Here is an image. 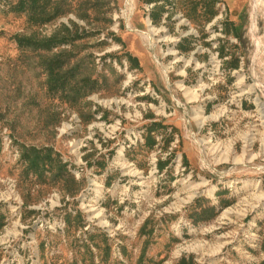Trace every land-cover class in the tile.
<instances>
[{
	"label": "rangeland",
	"instance_id": "1",
	"mask_svg": "<svg viewBox=\"0 0 264 264\" xmlns=\"http://www.w3.org/2000/svg\"><path fill=\"white\" fill-rule=\"evenodd\" d=\"M18 1L0 264H264V0Z\"/></svg>",
	"mask_w": 264,
	"mask_h": 264
},
{
	"label": "trees",
	"instance_id": "2",
	"mask_svg": "<svg viewBox=\"0 0 264 264\" xmlns=\"http://www.w3.org/2000/svg\"><path fill=\"white\" fill-rule=\"evenodd\" d=\"M36 0H30V2H31V4H34V2H35ZM26 1H23V0H20V1H18V7H19V10H23V9H26ZM19 40V43L20 44H24L25 43V41L24 40H21V38L20 39H18Z\"/></svg>",
	"mask_w": 264,
	"mask_h": 264
},
{
	"label": "bare ground",
	"instance_id": "3",
	"mask_svg": "<svg viewBox=\"0 0 264 264\" xmlns=\"http://www.w3.org/2000/svg\"><path fill=\"white\" fill-rule=\"evenodd\" d=\"M254 7H256V6H253V8H252L253 13H254Z\"/></svg>",
	"mask_w": 264,
	"mask_h": 264
}]
</instances>
